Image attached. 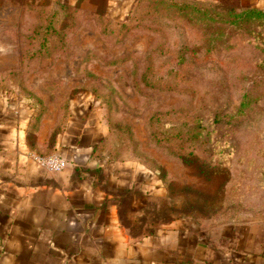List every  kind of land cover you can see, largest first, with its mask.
<instances>
[{
    "label": "rangeland",
    "instance_id": "rangeland-1",
    "mask_svg": "<svg viewBox=\"0 0 264 264\" xmlns=\"http://www.w3.org/2000/svg\"><path fill=\"white\" fill-rule=\"evenodd\" d=\"M252 1L0 0V107L87 103L123 168L113 199L144 224L264 221L263 53L231 23Z\"/></svg>",
    "mask_w": 264,
    "mask_h": 264
},
{
    "label": "crops",
    "instance_id": "crops-1",
    "mask_svg": "<svg viewBox=\"0 0 264 264\" xmlns=\"http://www.w3.org/2000/svg\"><path fill=\"white\" fill-rule=\"evenodd\" d=\"M36 109L0 107V264H264L263 220L200 227L125 214L113 199L127 187L123 168L96 149L107 133L99 114L78 96L66 114L48 104L40 124ZM49 153L68 166L44 169L34 155Z\"/></svg>",
    "mask_w": 264,
    "mask_h": 264
},
{
    "label": "trees",
    "instance_id": "trees-1",
    "mask_svg": "<svg viewBox=\"0 0 264 264\" xmlns=\"http://www.w3.org/2000/svg\"><path fill=\"white\" fill-rule=\"evenodd\" d=\"M143 1V0H140ZM200 3H195V2H184L183 6L180 7V10L182 13H184L185 15H189V14H193V13H202L203 9L201 8V6L199 5ZM188 12V13H187ZM204 15H206V13L203 12ZM231 16L233 17L231 20V23L234 24L236 27L239 28H243L246 26H252V28L249 31V36L253 37V41L254 43H257L259 45V47L261 48V51L263 53V59L260 63V69L264 71V8L261 7H248L242 10H239L238 13H233L231 14ZM259 84V83H258ZM254 90L250 93L253 94ZM246 98H243L241 100V103L238 107V113L243 114L245 112V107L247 106V97H249V94H245ZM245 99V100H244ZM69 107L68 103H64L63 104V112L64 114L67 113V109ZM235 115H233L234 117ZM42 118V116H41ZM36 121L35 123L40 124V120L39 119V115H36ZM104 141H105V136L102 138V140L99 142V144L96 146V149L102 152V149L104 148ZM226 151H221L218 153H215L214 155H220V154H225ZM232 152H230L231 154ZM185 153H179L178 155L181 156L182 159H185L187 162L189 160V158H186V155H184ZM187 155H192L191 153L187 154ZM194 155V154H193ZM192 155V156H193ZM218 157V156H216ZM221 160H223L222 158L224 157H220ZM219 164H213V168L212 171L215 174H219V173H223L225 171H229V167L224 165L222 162H218ZM207 164V163H205ZM205 167V168H204ZM209 166H205L203 165V167L201 168V170L203 172H207L208 171ZM239 185L240 182H236L235 184H233L231 186V189L236 192L239 189ZM231 190V192H233ZM198 226V225H197Z\"/></svg>",
    "mask_w": 264,
    "mask_h": 264
},
{
    "label": "built area",
    "instance_id": "built-area-1",
    "mask_svg": "<svg viewBox=\"0 0 264 264\" xmlns=\"http://www.w3.org/2000/svg\"><path fill=\"white\" fill-rule=\"evenodd\" d=\"M37 162L49 172H60L68 166V160L58 153L34 155Z\"/></svg>",
    "mask_w": 264,
    "mask_h": 264
}]
</instances>
